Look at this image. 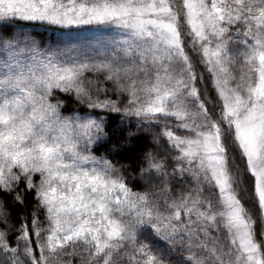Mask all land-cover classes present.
<instances>
[{"label":"snow or ice","instance_id":"1","mask_svg":"<svg viewBox=\"0 0 264 264\" xmlns=\"http://www.w3.org/2000/svg\"><path fill=\"white\" fill-rule=\"evenodd\" d=\"M0 264H264V0H0Z\"/></svg>","mask_w":264,"mask_h":264},{"label":"rangeland","instance_id":"2","mask_svg":"<svg viewBox=\"0 0 264 264\" xmlns=\"http://www.w3.org/2000/svg\"><path fill=\"white\" fill-rule=\"evenodd\" d=\"M77 34L79 35L82 41L88 43H95L96 39L102 37V34L100 32L88 30L87 26L82 29H78Z\"/></svg>","mask_w":264,"mask_h":264},{"label":"trees","instance_id":"3","mask_svg":"<svg viewBox=\"0 0 264 264\" xmlns=\"http://www.w3.org/2000/svg\"><path fill=\"white\" fill-rule=\"evenodd\" d=\"M107 147V146H105ZM105 147H100V148H97V149H94V153L95 155L97 156H100V155H105L107 154L105 152ZM108 155V158L111 159L113 161V163H116L118 166L120 163H127L128 161L124 158L123 155L121 156H113L111 154H107ZM140 190H143V189H140ZM11 210V209H10Z\"/></svg>","mask_w":264,"mask_h":264}]
</instances>
